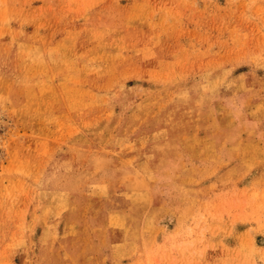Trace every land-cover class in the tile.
Wrapping results in <instances>:
<instances>
[{
  "label": "rangeland",
  "instance_id": "rangeland-1",
  "mask_svg": "<svg viewBox=\"0 0 264 264\" xmlns=\"http://www.w3.org/2000/svg\"><path fill=\"white\" fill-rule=\"evenodd\" d=\"M0 264H264V0H0Z\"/></svg>",
  "mask_w": 264,
  "mask_h": 264
}]
</instances>
